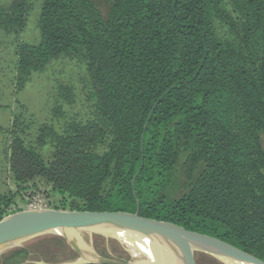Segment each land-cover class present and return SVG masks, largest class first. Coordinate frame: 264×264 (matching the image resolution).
<instances>
[{"label":"trees","instance_id":"1","mask_svg":"<svg viewBox=\"0 0 264 264\" xmlns=\"http://www.w3.org/2000/svg\"><path fill=\"white\" fill-rule=\"evenodd\" d=\"M39 1L34 44L17 41L27 0L0 3V31L17 41L13 83L79 58L103 127L104 148L65 182L71 210L138 202L144 217L264 260V0ZM176 168L180 191L168 198ZM10 204L0 195V219Z\"/></svg>","mask_w":264,"mask_h":264},{"label":"rangeland","instance_id":"2","mask_svg":"<svg viewBox=\"0 0 264 264\" xmlns=\"http://www.w3.org/2000/svg\"><path fill=\"white\" fill-rule=\"evenodd\" d=\"M27 4L17 41L34 44L39 38L40 1L27 0ZM214 24L221 40L231 39L221 23ZM17 41L0 31V195L11 199L8 214L30 206L71 210L72 202L78 200L70 196L65 182L82 166L84 156H95L104 148L100 140L103 127L89 97L86 69L79 58L62 56L32 71L20 87L18 77L13 83ZM181 178V170L176 168L163 191L165 196L179 194ZM56 238L34 240L26 244L27 251L0 257V264L25 259L61 262L74 257ZM93 243L103 255L127 257L111 240L94 237ZM195 258L197 264H221L206 254L198 253Z\"/></svg>","mask_w":264,"mask_h":264},{"label":"water","instance_id":"3","mask_svg":"<svg viewBox=\"0 0 264 264\" xmlns=\"http://www.w3.org/2000/svg\"><path fill=\"white\" fill-rule=\"evenodd\" d=\"M134 212L26 208L0 219V256L39 238L61 239L74 257L61 262L25 259L19 264H197L206 254L221 264H264V260L217 237ZM94 237L117 243L125 258L101 254Z\"/></svg>","mask_w":264,"mask_h":264},{"label":"built area","instance_id":"4","mask_svg":"<svg viewBox=\"0 0 264 264\" xmlns=\"http://www.w3.org/2000/svg\"><path fill=\"white\" fill-rule=\"evenodd\" d=\"M39 207H43V206H30V207H27V208H39Z\"/></svg>","mask_w":264,"mask_h":264},{"label":"flooded vegetation","instance_id":"5","mask_svg":"<svg viewBox=\"0 0 264 264\" xmlns=\"http://www.w3.org/2000/svg\"><path fill=\"white\" fill-rule=\"evenodd\" d=\"M24 261V260H23ZM21 263V262H20ZM19 264V263H18Z\"/></svg>","mask_w":264,"mask_h":264}]
</instances>
